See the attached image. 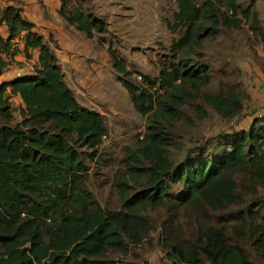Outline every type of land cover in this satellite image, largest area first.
Masks as SVG:
<instances>
[{
  "label": "trees",
  "instance_id": "obj_1",
  "mask_svg": "<svg viewBox=\"0 0 264 264\" xmlns=\"http://www.w3.org/2000/svg\"><path fill=\"white\" fill-rule=\"evenodd\" d=\"M169 1L176 9L165 24L177 37L158 76L138 81L125 57L108 49L134 109L146 117L144 136L114 174L120 209L103 206L88 185L86 155L93 159L101 151L109 133L105 116L78 101L55 49L21 7L0 9V27L9 28L7 38L0 33V76L17 40L28 57L39 50L33 74L0 82V264H142L126 256L150 236L145 213L160 208L170 216L162 245L171 264H255L251 250L264 263V113L193 152L198 155L179 163L170 158L185 106L206 117L202 101L226 120L246 108L245 90H204L212 73L197 61L198 49L222 25L239 27L240 15L264 41L259 12L239 0ZM61 13L89 38L109 33L90 6L62 0ZM14 95L22 100L20 121ZM232 207L238 208L234 224L212 223ZM181 213L195 222L190 238L180 233Z\"/></svg>",
  "mask_w": 264,
  "mask_h": 264
},
{
  "label": "rangeland",
  "instance_id": "obj_2",
  "mask_svg": "<svg viewBox=\"0 0 264 264\" xmlns=\"http://www.w3.org/2000/svg\"><path fill=\"white\" fill-rule=\"evenodd\" d=\"M76 1L80 4L89 3V0H83L84 3L81 0H75V4ZM239 1L244 8L256 9L264 26V0ZM161 8L164 23L165 19L172 20L174 18L175 4L169 0H162ZM239 18H241L239 27L227 28L222 25L214 37L204 42L201 48L198 49L201 57L197 58V61L205 63L211 68L212 82L205 87V91L217 93L221 89L237 87L247 92V106L231 120L221 119L211 106L202 101L200 104L209 112L206 117L200 116L193 106H185L183 108V119L175 129L178 147L172 148L170 152V158L175 163L183 161L187 155H198L199 152H193L199 151L202 146L207 147L209 143L212 144L213 139L217 136L236 132L245 127L252 119L250 110H254L253 113L256 112L255 110H258V113L264 110V91L259 92L261 88L258 86L260 82L264 81V74L260 75V68L259 72L256 69L258 64L264 65V56L258 55V51H264V41L259 33L250 29V22L243 19L242 15ZM160 37L157 34L156 40ZM107 38L105 40V37H99V42L105 40L116 48L122 43L116 35L108 34ZM170 43L171 40L166 41L165 44L161 43L157 49L148 47L144 50L145 62L139 63L138 66H130L131 69L136 71L135 77L138 81L141 82L143 77L147 75L152 77L159 75L164 60L170 57ZM143 64L146 66H143ZM160 92L163 93V91ZM11 101L15 120L20 121L22 119V103L16 99ZM121 115L123 117L119 118L106 115L105 119L109 127V133L104 140L101 151L93 159L89 153L86 155V161L90 167L88 171L89 188L95 193L103 206L113 209H120L122 206L119 191L113 185L114 174L117 170L123 168L129 151L137 148L139 139L146 132L145 116L137 111L131 112L128 116V110ZM237 209V207H232L227 211L216 213L212 223L216 225L227 224V226L234 224ZM145 215L153 225L150 236L141 245L133 246L126 259L135 260L142 264H171L162 245L165 230L164 222L170 217L167 210L165 208L150 209ZM178 218L179 226H181L180 233L190 238L196 228L194 220L190 214L188 216L186 213H181ZM228 229L229 234H231V228ZM250 253L255 264H264L253 250ZM117 257L119 255L113 256V258Z\"/></svg>",
  "mask_w": 264,
  "mask_h": 264
},
{
  "label": "crops",
  "instance_id": "obj_3",
  "mask_svg": "<svg viewBox=\"0 0 264 264\" xmlns=\"http://www.w3.org/2000/svg\"><path fill=\"white\" fill-rule=\"evenodd\" d=\"M161 1L89 0V3L83 5L86 8L87 4L91 5V11L105 18L109 29L106 35H95L94 38L87 37L86 32L77 29L63 17L62 0H0V9L8 5L21 7L23 16L34 23L33 30L43 35L55 49L65 80L78 101L84 107L101 112L105 117L110 115L119 118L127 110L128 116L136 110L114 68L108 50L109 46L114 45L105 40L108 34H113L122 41L119 47L114 48L125 57L128 66L144 63L145 49H157L161 43L165 44L177 37L162 20ZM0 33L5 38L9 36L6 24L0 27ZM157 34L161 36L158 40ZM99 37H105V40L99 42ZM13 48H16V54L8 56L11 62L0 76V82L35 72L39 50H31V56L28 57L23 40H17ZM258 55L264 56V51H258ZM259 68L260 75H263L264 65L258 64L257 72ZM258 86L261 88L259 92L264 91V81ZM12 99L20 103L22 101L19 95H14Z\"/></svg>",
  "mask_w": 264,
  "mask_h": 264
},
{
  "label": "built area",
  "instance_id": "obj_4",
  "mask_svg": "<svg viewBox=\"0 0 264 264\" xmlns=\"http://www.w3.org/2000/svg\"><path fill=\"white\" fill-rule=\"evenodd\" d=\"M140 77H141V76H140ZM141 78H142V77H141ZM250 111H251V110H250ZM252 111L254 112V110H252ZM255 111H256L255 113L250 112V114H251V116H252V119H253V117H254L255 115H262V114L264 113V110H261L259 113H258V110H255ZM252 119H251V121H252ZM251 121H250V122H251ZM250 122H249V123H250ZM249 123H248V124H249ZM248 124H247V125H248ZM247 125H246V126H247ZM246 126H245V127H246ZM242 128H243V127H242ZM106 137H107V136L105 135V136H104V140L106 139Z\"/></svg>",
  "mask_w": 264,
  "mask_h": 264
}]
</instances>
